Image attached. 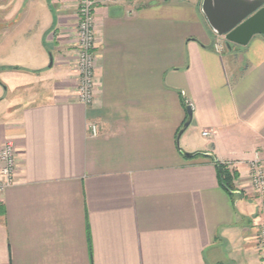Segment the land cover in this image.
Returning <instances> with one entry per match:
<instances>
[{"label": "crops", "instance_id": "1", "mask_svg": "<svg viewBox=\"0 0 264 264\" xmlns=\"http://www.w3.org/2000/svg\"><path fill=\"white\" fill-rule=\"evenodd\" d=\"M79 1L0 0V48L27 56L0 69V148L20 163L0 194V264H262L248 163L264 160V37L217 52L202 0L95 1L85 106Z\"/></svg>", "mask_w": 264, "mask_h": 264}, {"label": "built area", "instance_id": "2", "mask_svg": "<svg viewBox=\"0 0 264 264\" xmlns=\"http://www.w3.org/2000/svg\"><path fill=\"white\" fill-rule=\"evenodd\" d=\"M95 1L80 0L77 6V26L75 37V66L77 70V84L75 87L77 101L85 106L94 101L93 89L95 86L96 65V35L93 23V5ZM223 37L217 36L213 47L221 50ZM92 134H96V126L91 125ZM208 136V132H202ZM20 166L19 159L12 142H5L0 148V194L14 183L15 175ZM248 186L250 191L264 199V160L259 154L248 163ZM254 248L264 264V218L254 224Z\"/></svg>", "mask_w": 264, "mask_h": 264}, {"label": "water", "instance_id": "3", "mask_svg": "<svg viewBox=\"0 0 264 264\" xmlns=\"http://www.w3.org/2000/svg\"><path fill=\"white\" fill-rule=\"evenodd\" d=\"M201 13L213 33L223 37L228 49L231 44L244 47L254 36L264 37V0H202ZM190 121L191 110L187 108V119L177 140ZM184 155L191 157L193 154Z\"/></svg>", "mask_w": 264, "mask_h": 264}, {"label": "rangeland", "instance_id": "4", "mask_svg": "<svg viewBox=\"0 0 264 264\" xmlns=\"http://www.w3.org/2000/svg\"><path fill=\"white\" fill-rule=\"evenodd\" d=\"M117 1L121 2V1H125V0H117ZM131 1H134V0H131ZM142 1L147 2V0H142ZM27 31H28V28L22 27L20 31H17L14 34V36H15V37L13 36L14 41H16L19 44V46H23L26 44L25 42H26L27 35L25 32H27ZM5 41H6V39H5ZM26 57H27L26 55L21 54L20 52L15 53L11 50L0 48V69L3 67H6V66H10L12 68H14V67H18V68L25 67L26 63L23 62V59ZM3 86L4 85H2L0 83V96L3 95V90H2ZM7 100L8 99H6V101ZM1 104H3V103L0 102V107H1Z\"/></svg>", "mask_w": 264, "mask_h": 264}, {"label": "trees", "instance_id": "5", "mask_svg": "<svg viewBox=\"0 0 264 264\" xmlns=\"http://www.w3.org/2000/svg\"><path fill=\"white\" fill-rule=\"evenodd\" d=\"M2 69H13V70H18L19 68H2ZM204 156L202 153H195L193 156ZM212 159L215 162V166L217 168L218 172V177H219V182L220 185L223 189H225L227 192L232 193L234 191V186H233V181L235 179V174L233 172H230L229 170L226 169L225 166L220 164L219 162L216 161L214 157Z\"/></svg>", "mask_w": 264, "mask_h": 264}]
</instances>
